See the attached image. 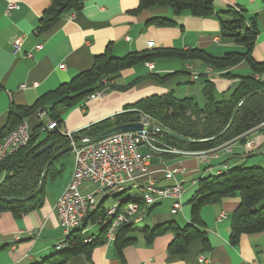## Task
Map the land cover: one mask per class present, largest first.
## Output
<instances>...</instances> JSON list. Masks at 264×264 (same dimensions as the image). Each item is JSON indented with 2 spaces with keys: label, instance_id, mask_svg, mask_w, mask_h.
I'll use <instances>...</instances> for the list:
<instances>
[{
  "label": "crops",
  "instance_id": "1",
  "mask_svg": "<svg viewBox=\"0 0 264 264\" xmlns=\"http://www.w3.org/2000/svg\"><path fill=\"white\" fill-rule=\"evenodd\" d=\"M51 2L0 0V132L7 126L11 108L33 106L42 96L90 70L95 58L107 51L111 57L121 59L133 53L167 50L189 52L193 49L220 57L232 52L243 53L245 49L222 39L220 22L216 16H174L168 7L135 13L139 0H84L83 9L63 15L53 28L39 35L37 29L40 20ZM11 3L16 4L18 9L8 14L7 8ZM215 8L219 13L234 8L243 11L247 19L256 20L259 35L252 58L259 64L264 63V0H215ZM73 14L75 17L71 18ZM161 19L174 21L175 26H158L155 20ZM19 37L23 38V44L20 52L15 55L13 44ZM29 54L32 57L29 58ZM151 65L152 71L144 63L123 71L121 77L112 84L113 90L86 105L87 97L84 105L65 112L63 124L55 129L63 134L83 130L101 120L126 112L125 107L145 98L165 95L170 91L176 94L177 87H185L181 91L182 96L197 99L206 80H211L215 85L217 99L223 100L229 97L242 77L253 74L246 61L227 69L234 78L221 77L215 69L199 60L186 61L171 57L157 59ZM167 74L175 75L164 84L153 77ZM255 78L264 81V75H256ZM197 82L201 84L200 90L193 87ZM23 123L31 131L41 123L50 125L44 110L24 119ZM41 133H44V129ZM41 137L44 134L40 140ZM254 139L257 142L256 149L254 153L247 154L245 143ZM3 140L0 139V142ZM215 154L217 158L205 163L193 156L173 155V158H165L162 154L150 153L151 160L157 162L152 163L150 160L151 170L155 171V166L162 162L168 168L184 167L187 173L185 176L178 174L175 178L184 186L181 212L173 215L172 201H163L148 212L144 221L154 226L149 228L168 222H176L179 227L191 223V202L200 180L216 176L209 170L210 166L226 165L229 169L243 166L264 170V134L252 133L243 143L234 142L229 150L226 148ZM73 170L74 161L68 179L59 191L47 183L45 199L40 208L20 217L8 212L0 213V264H36L59 251L57 245L64 241L65 236L58 223L55 206ZM153 178L158 187H168L175 183V179L162 177L158 173H154ZM3 179L4 175H1L0 183ZM142 180L132 184L127 195L139 197ZM88 184L91 183L82 186V193L88 194L95 189L93 185L92 189L85 190ZM240 203L239 197H231L201 208L200 217L207 232L209 249L201 241H194L186 254H169L173 234L158 237L150 245L140 236L137 244L123 248L121 255L115 242H106L97 246L89 259L80 254L66 264H264V232L242 235L236 245L230 242L233 214ZM221 214H224L225 219L219 221Z\"/></svg>",
  "mask_w": 264,
  "mask_h": 264
},
{
  "label": "trees",
  "instance_id": "2",
  "mask_svg": "<svg viewBox=\"0 0 264 264\" xmlns=\"http://www.w3.org/2000/svg\"><path fill=\"white\" fill-rule=\"evenodd\" d=\"M83 7L84 0H52L40 20L37 34H43L53 28L63 15L71 11H79ZM156 7H168L174 16L183 14L197 18L216 16L220 22L222 39L243 46L244 52H232L218 57L200 49H193L189 52L167 50L133 53L116 59L111 57L107 51L95 58L90 70L78 74L69 83L42 96L33 106L11 108L7 126L0 132V139H4L11 131L20 126L24 119L43 110L48 115L49 124L54 123L59 128L64 122L65 112L84 105L85 99L96 91L106 90L109 92L113 90L114 85L112 84L121 77L123 71L133 68L137 64H151L157 59L171 57H178L186 61H202L205 65L215 69L216 72H221L220 76L225 78H234L227 69L246 61L253 74L242 77L234 90L230 92L229 97L223 100L217 99L216 88L211 80L204 81L202 88L204 106H201L195 98H179L174 91H170L165 95L151 96L125 107L127 111L141 112L152 124L164 130L167 129L182 138L197 142L185 144L167 135L157 133L154 137L160 149L173 148L180 152L211 153L234 142L243 143L252 133L264 134V81L255 78L256 75L259 77L264 75V63L259 64L252 58V52L259 35L256 20L254 18L247 19L243 11L234 8H228L219 13L215 8V0H139V6L135 13ZM155 21L158 26H175V22L168 19ZM174 75H154L153 77L157 82L164 84ZM260 91L262 92L247 98ZM238 107L230 129L223 136L217 138L226 130ZM141 121L142 118L137 112L123 113L80 131L78 137L73 140L54 131H48L49 125L41 123L32 131L30 143L0 164V176L4 175V179L0 183V198L16 200L13 202L0 201V213L8 212L15 217H20L40 208L45 199L48 181H54L62 174L64 164L61 163L71 153L61 156L52 164L39 195L27 202L20 200L29 197L36 191L49 162L57 153L69 147L72 141L92 139L116 126ZM42 129H44V133H41ZM43 134L44 137H41L40 140V136ZM51 142L55 143L53 147L36 156L41 148ZM162 156L173 158V155L166 153ZM195 194L191 202L193 205L191 223L184 227H179L176 222L164 223L155 228L145 227L141 231L135 230L133 225L120 227L114 243L119 254L121 255L123 248L137 244L140 236L150 245L156 238L166 234L174 235V240L168 248L169 254H186L190 244L194 241H201L206 249H209L207 232L204 230V224L200 217L201 208L218 204L223 199L231 197L241 199L239 208L233 214L231 244H238L242 235L264 232L263 169L242 166L229 169L220 175L203 178L200 180ZM127 198L135 199L136 203L142 204L138 197L133 198L128 195ZM105 214L106 207L102 204L99 210L90 216V218L92 217L91 223L100 228L98 234L92 232L82 234V230H75L64 239V246L61 250L36 264H66L80 254H84L89 259L97 246L106 244V228L102 227ZM88 239H92V242L86 243L85 240Z\"/></svg>",
  "mask_w": 264,
  "mask_h": 264
},
{
  "label": "built area",
  "instance_id": "3",
  "mask_svg": "<svg viewBox=\"0 0 264 264\" xmlns=\"http://www.w3.org/2000/svg\"><path fill=\"white\" fill-rule=\"evenodd\" d=\"M18 9L16 4H9L7 13ZM75 17V14L71 18ZM23 38L19 37L13 44V52L17 55L22 47ZM40 48V47H37ZM28 57H32L31 54ZM150 71L152 65L147 64ZM259 79V78H256ZM107 94L106 90H99L88 96L86 104L101 98ZM142 122V121H141ZM150 125L146 118L145 126ZM57 126L50 124L48 131H52ZM156 132L146 131L143 135L138 133H124L104 139L93 145L75 149L73 154L74 170L72 177L64 192L56 203L57 219L60 227L64 231V239L75 230H82V234H87L95 227L91 223L92 214L96 213L100 206L106 207L105 220L102 227L106 228V242L112 244L116 241L117 231L122 226H137L145 220L149 210L157 204L170 200L172 201V214L178 215L182 210V196L184 186L175 178L178 174L186 175L183 168L169 169L160 162L155 166L156 170H151L152 155L144 156L141 153V146L146 145L153 151L152 154L178 155L180 151L173 148L160 149L154 137ZM32 139V131L26 123H22L11 131L2 142H0V164L12 154L26 147ZM89 139H85L88 141ZM75 143V142H73ZM256 140H247L245 149L247 154L254 153ZM217 152L213 151L211 154ZM209 154V153H201ZM218 155H214L217 158ZM206 162H209L207 160ZM209 170L214 175H220L229 170L228 166H210ZM164 174L168 179H175V183L168 187H158L153 178V174ZM143 179V180H142ZM138 180H142L139 189L141 203H136L135 199H128L127 194L130 186ZM85 183L94 185V190L88 194L81 192ZM114 199L110 205H105L106 201ZM225 219L224 214L219 216V221ZM86 243L92 239L85 240ZM64 241L57 245V250H61Z\"/></svg>",
  "mask_w": 264,
  "mask_h": 264
},
{
  "label": "water",
  "instance_id": "4",
  "mask_svg": "<svg viewBox=\"0 0 264 264\" xmlns=\"http://www.w3.org/2000/svg\"><path fill=\"white\" fill-rule=\"evenodd\" d=\"M261 92L262 91L256 92L254 94H251L247 98L251 97L252 95L259 94ZM238 109H239V107L235 109V112L233 114L232 120H231L230 124L228 125V127L226 128V130L221 135H219V137H217V138H220L221 136H223L230 129V127L232 126V124L234 122V119L236 117V114L238 112ZM130 112H137V113H139L140 117L142 118V122H139V123H130V124H125V125H121V126H116L114 128H111V129L107 130L106 132L98 135L95 138L89 139L88 141H85V139H81L78 142L71 143V145L69 147H67V148L63 149L62 151H60L59 153H57L54 156V158L49 162V164L47 165V167L45 168V170L43 172V175H42L40 184H39L38 188L36 189V191L33 194H31L29 197H27L25 199H22L20 201L27 202V201H29L31 199H34L37 195H39V193L43 189L44 183H45L46 178L48 176L49 168L52 166V164L58 158H60L61 156L65 155V154L72 153L75 149H79V148H83V147H87V146L93 145V144L98 143V142H100V141H102L104 139H107L109 137H113V136H116V135H119V134H124V133H138L139 135H143L146 131H149V132H156V131H158V133L167 135V136H169V137H171L173 139L179 140L180 142H183L185 144H194V143H197L195 141H192V140H189V139H186V138H182V137H180V136H178V135H176L174 133H170L167 130L160 129V128L155 127V126H151V125L145 126L146 116L144 114H142L141 112L137 111V110H135V111H126V112H123V113H130ZM123 113H120V114H123ZM120 114L114 115V116H112L110 118H107V119L114 118V117H116V116H118ZM107 119H105V120H107ZM105 120H101V121H99V122H97L95 124H98V123L103 122ZM95 124H92V125L84 128V129H88L89 127H91V126H93ZM80 131H82V130H80ZM80 131L73 132L71 134H63L58 129H55L54 130L55 133H58L61 136L65 137V138L72 139V140L73 139H76L78 137V134H79ZM54 145H55L54 142L49 143L47 146L41 148L36 153V156L44 153L47 149L53 147ZM227 146L222 147L220 150H223ZM220 150H218V151H220ZM0 201H3V202H13V201H16V200L15 199H10V198H0Z\"/></svg>",
  "mask_w": 264,
  "mask_h": 264
},
{
  "label": "rangeland",
  "instance_id": "5",
  "mask_svg": "<svg viewBox=\"0 0 264 264\" xmlns=\"http://www.w3.org/2000/svg\"><path fill=\"white\" fill-rule=\"evenodd\" d=\"M210 72L212 73V72H214V71H211L210 70ZM216 73H219V75H221L220 73L221 72H216ZM193 87H195V88H197V89H199L200 90V88H201V84H200V82H197L196 83V85L195 86H193ZM185 89V87H177L176 88V96L177 97H179V98H183L184 96H182L183 94H181V91L182 90H184ZM201 97V98H200ZM200 97L198 96V98L196 99V101L201 105V106H204L205 105V100H204V98H203V95H202V93H201V95H200ZM218 100H220V99H218ZM149 123H150V125L151 126H155V127H159V126H157V125H154V124H152L151 123V121H149ZM160 128V127H159ZM160 129H162V128H160ZM164 130V129H163ZM167 130V129H166ZM168 132H170L169 130H167ZM170 133H172V132H170ZM230 145L231 144H229L226 148H227V150H229L230 149ZM226 148H224V149H226ZM141 153L144 155V156H148L150 153H153V151H151L150 149H148L147 147H146V145H142L141 146ZM221 151V150H220ZM183 152V151H182ZM180 152L178 155H180V156H185V157H191V156H193V157H198V158H200V160H201V162H205L206 163V161L207 160H210V159H213L214 158V154L212 153H209V154H201V153H192V152ZM215 152H217V151H215ZM64 161H63V163H64V169H63V172H62V174L60 175V176H58L55 180H54V182H52V180H49L48 181V185H50L51 187H53L54 189H55V191H59L60 189H62L63 187H64V184L66 183V181H67V179H68V174H69V171H70V169H71V167H72V163H73V156H72V153L68 156V157H65L64 159H63ZM151 162L152 163H157L156 161H155V159H152L151 160ZM174 168H183L184 169V167H181V166H174V167H171V169H174ZM169 169H170V167H169ZM187 173V172H186ZM161 176L162 177H165L164 176V174H161ZM166 178V177H165ZM93 188V185H91V184H88L84 189L85 190H89V189H92ZM113 201H114V199H111V198H109L107 201H106V203H105V205H110V204H112L113 203ZM165 206H167V204H165ZM151 223V222H150ZM147 220L146 221H144L143 223H141V224H139V225H137V226H135V230H137V231H141L142 229H144L145 227H148V226H151V224H150ZM151 227H154L153 226V224H152V226ZM182 227H184L183 225H182ZM99 229L100 228H98V226H95L94 228H93V233H95V234H98L99 233ZM138 236H140V235H138Z\"/></svg>",
  "mask_w": 264,
  "mask_h": 264
},
{
  "label": "bare ground",
  "instance_id": "6",
  "mask_svg": "<svg viewBox=\"0 0 264 264\" xmlns=\"http://www.w3.org/2000/svg\"><path fill=\"white\" fill-rule=\"evenodd\" d=\"M87 105V104H86ZM147 118V117H146ZM159 128V127H158ZM183 153V152H182ZM179 154V153H178Z\"/></svg>",
  "mask_w": 264,
  "mask_h": 264
}]
</instances>
